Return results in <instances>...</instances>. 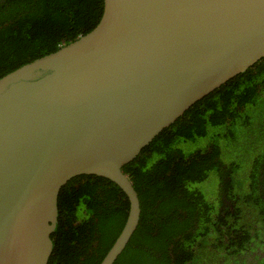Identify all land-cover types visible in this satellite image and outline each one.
<instances>
[{
  "label": "water",
  "instance_id": "1",
  "mask_svg": "<svg viewBox=\"0 0 264 264\" xmlns=\"http://www.w3.org/2000/svg\"><path fill=\"white\" fill-rule=\"evenodd\" d=\"M263 58L264 0H103L90 32L2 76L0 264H48L59 193L82 175L128 199L114 264L140 218L123 167Z\"/></svg>",
  "mask_w": 264,
  "mask_h": 264
},
{
  "label": "trees",
  "instance_id": "2",
  "mask_svg": "<svg viewBox=\"0 0 264 264\" xmlns=\"http://www.w3.org/2000/svg\"><path fill=\"white\" fill-rule=\"evenodd\" d=\"M102 11L103 0H0V78L87 34ZM123 172L140 218L114 264H229L251 242L263 248L264 58L195 103ZM58 209L48 264H100L129 202L111 181L82 175L61 189Z\"/></svg>",
  "mask_w": 264,
  "mask_h": 264
},
{
  "label": "flooded vegetation",
  "instance_id": "3",
  "mask_svg": "<svg viewBox=\"0 0 264 264\" xmlns=\"http://www.w3.org/2000/svg\"><path fill=\"white\" fill-rule=\"evenodd\" d=\"M262 246L263 248L256 246L253 242L249 243V249H247V251H240L229 257V264H235L239 259L241 262L245 261V264H260V261L262 260L264 262V242ZM219 264H225V261L220 262Z\"/></svg>",
  "mask_w": 264,
  "mask_h": 264
},
{
  "label": "rangeland",
  "instance_id": "4",
  "mask_svg": "<svg viewBox=\"0 0 264 264\" xmlns=\"http://www.w3.org/2000/svg\"><path fill=\"white\" fill-rule=\"evenodd\" d=\"M252 207H253V205L250 204L249 207H248V210H249L250 208H252ZM251 212H252V211H251V209H250V210H249V214H251ZM253 214H254V212H253Z\"/></svg>",
  "mask_w": 264,
  "mask_h": 264
}]
</instances>
